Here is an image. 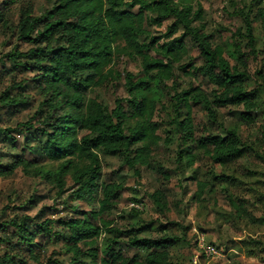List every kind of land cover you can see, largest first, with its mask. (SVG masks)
Wrapping results in <instances>:
<instances>
[{
  "label": "trees",
  "instance_id": "16d2710c",
  "mask_svg": "<svg viewBox=\"0 0 264 264\" xmlns=\"http://www.w3.org/2000/svg\"><path fill=\"white\" fill-rule=\"evenodd\" d=\"M47 1L53 6L41 16L36 15L32 2L21 7L19 36L31 45L30 55L20 51L10 54L15 70L28 74L17 86L24 83L28 88L31 84L44 98L33 116L39 126L27 130L33 126L30 124L24 129L29 133L28 142L36 143L34 146L26 143L20 153L12 154L10 161L0 160V177L11 176L21 169L27 175L54 183L60 190L65 188L67 178H70L74 186L72 196L88 200L96 196L99 188L101 155L120 156L126 164L136 168V172H139L138 166L149 167L154 148L161 140L157 134L158 123L153 117L165 97L164 84L172 79L177 82L176 66L179 67L188 55L187 37L197 44L203 58V64L197 69L216 88L212 95L200 86H189L175 93L174 105H183L187 109L184 116L178 115L173 120L176 132L184 143L196 141L193 104H202L212 119L217 118L214 106H242L244 111L239 113L240 117L248 123L254 121L250 113L262 107L256 89H249L253 74L248 62L249 57H257L259 53L253 23L258 20L264 25L262 0H252L236 10L244 18L245 31L238 29L232 42L225 47L212 42L213 36L205 33L204 25H195V22L203 21L204 7L201 4L195 6L191 0ZM16 2L3 0L1 27L8 26L5 12ZM170 17L174 21L164 34H147L145 22L161 23ZM180 29L183 32L178 35ZM144 36L149 40H142ZM123 55L141 58L144 75L127 73L126 85L130 97L117 98L114 108L109 109L98 98L87 96V91L105 86L116 77L118 73L109 66ZM23 56L25 59L21 60ZM229 56L235 59L234 65ZM189 65L181 64L180 67ZM255 74L264 85V70H256ZM28 97L25 94L15 95L7 88L0 95V106H16ZM129 119L134 123L130 124ZM19 125L25 126L23 123ZM11 131L9 127H0V139H5V135L11 136ZM11 139L13 143L16 141L14 136ZM198 144L204 154L221 165L233 162L253 149L241 140L238 128L229 129L224 136L213 133L203 136ZM12 146L18 147L17 144ZM37 148L47 159L58 161V166L51 169L38 160L30 159L26 152L36 151ZM178 160L181 164L186 160L191 167L197 157L186 146ZM220 177L225 181L228 179ZM207 187V181H198L196 196L201 198ZM122 189L121 183H107L102 188L103 197L98 211L59 221L69 233L67 243L73 259L83 254L82 244H94L104 231L119 232L118 228L110 227V223L101 227L92 219L111 211ZM152 197L162 210L169 209L162 190L155 191ZM231 200L240 216H249L244 203ZM46 208L43 207L34 216L16 214L0 221V264H59L57 259L45 258L36 249V238L51 231L49 220L45 217ZM151 227L152 224L147 225V228ZM144 228L131 226L126 231L129 245L145 250L144 256L130 258L109 246L102 263L171 264L170 249L175 246L176 240L169 236L141 238L139 233ZM113 242L117 243V240L113 239ZM254 242L250 239L246 245L250 247ZM195 245L199 257H205L198 248L197 235ZM92 251V255L96 256V250ZM248 251L253 254L251 248Z\"/></svg>",
  "mask_w": 264,
  "mask_h": 264
},
{
  "label": "rangeland",
  "instance_id": "374dc122",
  "mask_svg": "<svg viewBox=\"0 0 264 264\" xmlns=\"http://www.w3.org/2000/svg\"><path fill=\"white\" fill-rule=\"evenodd\" d=\"M191 1L195 6L201 4L204 7L203 21H197L195 25H204L205 33L213 36L212 42L224 47L232 42L233 34L238 29L245 31L244 18L237 14L236 10L253 2ZM29 2L34 4L38 16L53 6V3L47 0H17L5 12L8 26L1 27L0 24V95L9 88L15 95L29 96L19 105L0 106V127H9L12 130L11 136L5 135V139H0V154L5 156L0 157V160L5 162L12 159L13 153H20L26 143L35 145V141L28 142L29 133L24 129L30 124L33 126L27 130L39 126V122L35 123L33 116L44 99L31 84L28 88L24 83L17 86L28 74L15 70L11 59L13 56H10L16 51L30 55L31 45L20 39L18 26L20 9ZM0 8L4 9L3 0H0ZM134 10L137 11V8ZM173 21L172 17L161 23L147 21L144 28L149 36H159L167 31ZM253 26L259 53L257 57L251 56L248 60L253 74L249 89H256L257 99L262 103L261 108L250 113L253 122L248 123L240 117L239 113L244 111L242 106H214L217 118L212 119L202 104H193L196 141L183 142L182 137L176 132L173 120L178 115L184 116L187 109L183 105L180 107L174 105L175 93L189 86H200L212 95L216 88L197 69L203 64V58L197 44L191 37H187L188 55L179 67L181 64L191 65L185 68H179L177 65L175 72L177 82L174 83L172 79L163 86L165 97L158 104L153 117L158 123L157 134L161 140L154 148L149 167L138 166L139 172H136V168L126 164L120 156L101 155L102 172L99 188L96 190V196L88 200H79L72 196L74 186L70 178H67L65 188L60 190L54 183L49 181L47 183L18 169L11 176L0 177V221L12 218L16 214L34 216L43 207H47L45 217L49 220L48 226L51 231L36 238L38 241L36 249L45 258L57 259L59 264H103L102 259L106 257L109 246L130 258L135 255L144 256L145 250L137 249L128 243L126 231L131 226L145 227L139 233L141 238L159 239L162 236L174 238L175 246L170 249L171 264H264V221H260L264 219V85L255 74L256 70H264V25L261 21L254 20ZM182 32L183 29H180L178 35ZM147 38L144 36L142 40L148 41ZM20 59L24 60L25 57ZM229 60L232 65L236 63L230 56ZM109 68L118 73L116 77L105 86L91 88L87 91V96L98 98L109 109H113L117 98L130 97L126 85L127 73L136 76L144 74L139 57L120 56ZM128 122L133 124L134 120L129 119ZM20 123L25 126H20ZM232 128H238L241 140L253 149H249L245 156L221 165L204 154L198 140L211 133L224 136ZM12 136L16 138L14 143ZM12 143L18 147L14 148ZM186 146L190 147L197 157L191 167H188L186 160L182 164L178 160L180 152ZM26 154L30 159L38 160L51 169H55L59 163L47 159L38 148L36 151H27ZM222 176H226L227 181L219 179ZM198 181L208 182V187L201 198L196 196ZM109 182L121 183L123 189L115 207L93 218L92 221L101 227L105 226V223H110L109 226L118 228L119 232L104 231L94 244H82L83 254L73 259V253L67 243L69 233L59 221L98 211L99 201L103 197L102 188ZM159 189L166 195L168 201L169 209L166 211L162 210L152 197ZM231 199L244 203L250 213L249 216L243 214L240 216ZM132 203H140V207H134ZM148 224H152L151 229L147 228ZM200 233L205 234L207 241L221 244L225 255L221 258L197 259L199 254L195 239ZM113 239L117 240V243H114ZM250 239L255 242L249 247L246 244ZM250 248L253 250L252 255L248 251ZM93 249L96 250V256L92 255Z\"/></svg>",
  "mask_w": 264,
  "mask_h": 264
},
{
  "label": "built area",
  "instance_id": "2783aa9c",
  "mask_svg": "<svg viewBox=\"0 0 264 264\" xmlns=\"http://www.w3.org/2000/svg\"><path fill=\"white\" fill-rule=\"evenodd\" d=\"M132 205L137 208L140 207V203H132ZM197 244L200 252L204 254L205 258H220L225 255L222 247H218L206 240L205 234H198ZM197 259H200L199 255H197ZM197 259H195V261H197Z\"/></svg>",
  "mask_w": 264,
  "mask_h": 264
}]
</instances>
